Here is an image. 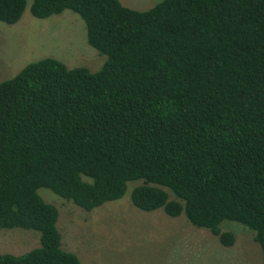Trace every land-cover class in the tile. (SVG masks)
<instances>
[{
  "label": "trees",
  "instance_id": "1",
  "mask_svg": "<svg viewBox=\"0 0 264 264\" xmlns=\"http://www.w3.org/2000/svg\"><path fill=\"white\" fill-rule=\"evenodd\" d=\"M27 5L0 0V22L15 25ZM64 11L104 61L91 73L44 58L0 82V231L38 234L0 264H81L40 191L91 212L130 182L141 183L136 209L183 215L224 248V222L246 228L264 264V0L29 5L38 20Z\"/></svg>",
  "mask_w": 264,
  "mask_h": 264
},
{
  "label": "rangeland",
  "instance_id": "2",
  "mask_svg": "<svg viewBox=\"0 0 264 264\" xmlns=\"http://www.w3.org/2000/svg\"><path fill=\"white\" fill-rule=\"evenodd\" d=\"M126 8L145 11L162 0H118ZM28 5L15 25L0 22V82L12 79L26 64L54 58L68 69L83 67L97 72L104 59L85 40L81 19L70 11L38 20ZM125 195L85 212L60 201L49 191L42 198L58 211L57 228L63 251L76 255L81 264H263L261 251L246 228L224 222L222 231L234 236L224 248L206 230L196 229L183 215L170 218L162 209L143 212ZM169 196L172 198L171 194ZM38 246V234L20 229L0 231V254L19 256Z\"/></svg>",
  "mask_w": 264,
  "mask_h": 264
}]
</instances>
